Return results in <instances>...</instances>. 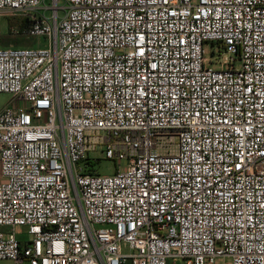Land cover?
I'll use <instances>...</instances> for the list:
<instances>
[{"label": "built area", "instance_id": "1", "mask_svg": "<svg viewBox=\"0 0 264 264\" xmlns=\"http://www.w3.org/2000/svg\"><path fill=\"white\" fill-rule=\"evenodd\" d=\"M44 1L0 0L44 43L0 48V264H264V0Z\"/></svg>", "mask_w": 264, "mask_h": 264}, {"label": "rangeland", "instance_id": "2", "mask_svg": "<svg viewBox=\"0 0 264 264\" xmlns=\"http://www.w3.org/2000/svg\"><path fill=\"white\" fill-rule=\"evenodd\" d=\"M49 4H50L49 0L44 1L45 6H48ZM61 5L62 2L59 3V6ZM50 14H51L50 11L46 12L47 16H50ZM61 16H62V12L60 11L59 17ZM22 21L23 18L19 15L0 13V47L35 48L37 45L36 43L40 44L41 46L44 45L42 38L22 36V26H21ZM11 103H12L11 95L0 94V110H2L7 106H10ZM92 157L100 159L95 164L96 174L104 176V175H111L114 173L115 165L112 161L105 159L103 155L100 154L99 152L93 154ZM3 264H7V263H3ZM167 264H184V261L182 259H172V260H168Z\"/></svg>", "mask_w": 264, "mask_h": 264}, {"label": "trees", "instance_id": "3", "mask_svg": "<svg viewBox=\"0 0 264 264\" xmlns=\"http://www.w3.org/2000/svg\"><path fill=\"white\" fill-rule=\"evenodd\" d=\"M24 25H25V21H24V19H23V21H22V29H23V27H24Z\"/></svg>", "mask_w": 264, "mask_h": 264}, {"label": "crops", "instance_id": "4", "mask_svg": "<svg viewBox=\"0 0 264 264\" xmlns=\"http://www.w3.org/2000/svg\"><path fill=\"white\" fill-rule=\"evenodd\" d=\"M0 48H2V47H0ZM1 111V110H0Z\"/></svg>", "mask_w": 264, "mask_h": 264}]
</instances>
